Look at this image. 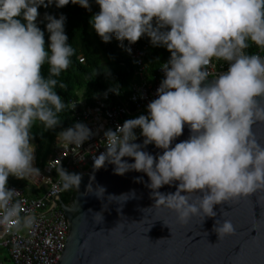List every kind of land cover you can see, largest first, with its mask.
I'll use <instances>...</instances> for the list:
<instances>
[{
  "label": "water",
  "instance_id": "1",
  "mask_svg": "<svg viewBox=\"0 0 264 264\" xmlns=\"http://www.w3.org/2000/svg\"><path fill=\"white\" fill-rule=\"evenodd\" d=\"M75 176L58 264H264V85L203 80Z\"/></svg>",
  "mask_w": 264,
  "mask_h": 264
},
{
  "label": "trees",
  "instance_id": "2",
  "mask_svg": "<svg viewBox=\"0 0 264 264\" xmlns=\"http://www.w3.org/2000/svg\"><path fill=\"white\" fill-rule=\"evenodd\" d=\"M130 2L151 72L192 53L220 51L223 32L244 47L264 32V0H206L195 12L190 2ZM32 9L42 17L36 28ZM121 12L109 0H0V185L39 196L19 160L28 147L38 165L52 154L57 134L72 125L68 101L79 91L88 99L114 90L129 95L135 66L126 55ZM75 193L76 176L68 173L63 202Z\"/></svg>",
  "mask_w": 264,
  "mask_h": 264
},
{
  "label": "built area",
  "instance_id": "3",
  "mask_svg": "<svg viewBox=\"0 0 264 264\" xmlns=\"http://www.w3.org/2000/svg\"><path fill=\"white\" fill-rule=\"evenodd\" d=\"M109 1L122 9L128 36L125 51L135 66L129 95L125 98L114 90L88 99L79 91L68 101L72 125L58 133L52 154L38 167L26 165L20 171L39 196L0 185V249L7 252L10 264L59 263L70 230L59 203L68 173L77 170L88 176L102 158L120 154L125 143L146 136L158 115L171 110L203 80L233 84L242 78L245 86L264 85V32L255 34L246 47L223 32L220 51L192 53L151 72L146 61L149 46L141 45L132 3ZM79 62L84 63V58L79 57Z\"/></svg>",
  "mask_w": 264,
  "mask_h": 264
},
{
  "label": "rangeland",
  "instance_id": "4",
  "mask_svg": "<svg viewBox=\"0 0 264 264\" xmlns=\"http://www.w3.org/2000/svg\"><path fill=\"white\" fill-rule=\"evenodd\" d=\"M159 1L163 7H165V5L167 4V0H159ZM187 2L191 3L193 12H195V10L198 8H203L206 4V0H174V4L177 6L183 5ZM31 18H32L34 27L36 28L40 24L42 17L38 13V11H36L35 9H32ZM53 150H54V145H53ZM19 161H20V171L21 172L22 171L24 172L26 165H36V167L40 165V164L39 165L37 164L36 152L33 147H28L26 154L22 158H20ZM1 262L2 264H10L8 254L5 250H2Z\"/></svg>",
  "mask_w": 264,
  "mask_h": 264
},
{
  "label": "crops",
  "instance_id": "5",
  "mask_svg": "<svg viewBox=\"0 0 264 264\" xmlns=\"http://www.w3.org/2000/svg\"><path fill=\"white\" fill-rule=\"evenodd\" d=\"M131 84H132V82H131ZM131 84H130V87H131ZM129 90H130V88H129ZM54 145V144H53ZM48 159V158H47ZM46 159V160H47ZM45 160V161H46ZM3 186V185H2ZM6 186H13V185H6ZM16 187H18V186H16ZM20 188V187H19ZM2 250H4V249H0V264H2V262H1V257H2ZM10 263V262H9Z\"/></svg>",
  "mask_w": 264,
  "mask_h": 264
},
{
  "label": "flooded vegetation",
  "instance_id": "6",
  "mask_svg": "<svg viewBox=\"0 0 264 264\" xmlns=\"http://www.w3.org/2000/svg\"><path fill=\"white\" fill-rule=\"evenodd\" d=\"M62 198V197H61ZM71 203L68 204V206H70Z\"/></svg>",
  "mask_w": 264,
  "mask_h": 264
}]
</instances>
